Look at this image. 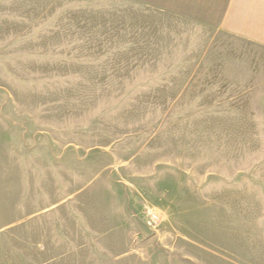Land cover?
I'll return each mask as SVG.
<instances>
[{"label":"rangeland","instance_id":"374dc122","mask_svg":"<svg viewBox=\"0 0 264 264\" xmlns=\"http://www.w3.org/2000/svg\"><path fill=\"white\" fill-rule=\"evenodd\" d=\"M0 264H264V0H0Z\"/></svg>","mask_w":264,"mask_h":264},{"label":"built area","instance_id":"2783aa9c","mask_svg":"<svg viewBox=\"0 0 264 264\" xmlns=\"http://www.w3.org/2000/svg\"><path fill=\"white\" fill-rule=\"evenodd\" d=\"M149 223V222H148Z\"/></svg>","mask_w":264,"mask_h":264}]
</instances>
